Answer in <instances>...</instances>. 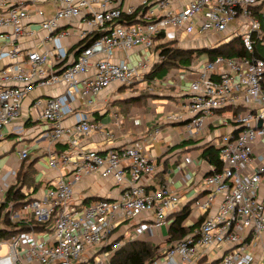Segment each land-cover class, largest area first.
I'll return each instance as SVG.
<instances>
[{"label":"built area","instance_id":"built-area-1","mask_svg":"<svg viewBox=\"0 0 264 264\" xmlns=\"http://www.w3.org/2000/svg\"><path fill=\"white\" fill-rule=\"evenodd\" d=\"M121 3L0 0V39L10 60L0 69V144L3 127L16 125L25 99L37 88L59 86L78 92L93 106L113 87L149 88L146 76L163 58V46L192 49L196 53L182 74L193 72L196 77L187 102L168 119H187L190 137L204 136L210 125L230 130L208 140L218 149L222 166L217 169L210 162L203 178L205 194L195 204L203 215L199 228L180 239L168 236L166 247L145 264H241L245 258L250 264L258 256L264 264V59L255 54L256 36H264V0H141L140 11L137 6L124 9ZM43 4L53 11L47 13L39 7ZM133 14L134 20L127 21ZM32 23L48 33L51 45L56 37L71 34L63 27L80 29L83 46L61 71L54 68L60 56L53 51L26 46L36 38ZM82 23L88 27L80 28ZM237 37L246 54H209ZM133 50L136 60L131 58ZM32 105L49 124L50 143L68 144V151L51 156L50 167L65 163L73 175L69 180L59 176L11 214L16 221L31 213L50 231L42 235L31 230L0 240V251L7 247L0 264H112L126 242L145 233L119 231L125 223L143 214H149L153 229L167 223L181 198L169 186L153 182L158 165L146 146L128 143L105 153L83 148L82 139L102 128L100 123L90 117L64 125L59 96L39 97ZM107 137L112 139L114 133ZM18 153L21 160L29 156L27 148ZM192 160L184 158L187 164ZM88 175L127 185L113 200L74 201L75 184Z\"/></svg>","mask_w":264,"mask_h":264},{"label":"crops","instance_id":"crops-1","mask_svg":"<svg viewBox=\"0 0 264 264\" xmlns=\"http://www.w3.org/2000/svg\"><path fill=\"white\" fill-rule=\"evenodd\" d=\"M140 2L141 0H122L121 6L124 9L137 6V11H140L143 9ZM83 23L81 28L88 27ZM63 28L70 29V27ZM32 29L36 32V38L27 42L26 46L34 47L37 50L53 51L54 54L60 56V58H55L54 63V68L58 72L73 59L80 48L81 39L78 27L71 28V34L65 38L56 37L53 45L48 42V33L39 24L32 23ZM134 51L131 56L133 60L138 57L137 52ZM9 62L5 43L0 39V69ZM189 66L171 67L170 70L176 69L179 70V73L169 74L165 83L159 82L158 77L148 78L149 72L146 76L149 88L140 87L130 90L125 87H113L104 90L93 106H88L85 102L86 98L81 97L78 92L72 94L59 86L34 90L24 101L21 119L15 122L16 125L4 126L2 129L4 141L0 144V204L4 201L8 189L16 184L17 173L25 174L29 163H32V182L22 187V193L27 199L40 196L46 188L54 185L56 179L61 175L67 180L72 178L73 171L65 163H61L57 169L50 167L51 156L68 151V144L65 140L50 143L46 135L50 130L49 124L40 117L41 110L34 109L32 105L36 98L59 96L63 104L64 125H72L92 117L102 126L88 138L82 139L81 146L83 148L97 149L105 153L110 148H117L124 144L142 143L151 156L156 159L158 165L153 182L159 186H169L170 190L181 198L174 213L169 214L167 223L157 229L149 226L152 223L148 218L149 214H143L138 220H130L125 223L119 231L145 232L138 238V240L145 241H149L147 238L149 236H159L165 245L149 242L158 246L160 253L168 243V236L180 239L173 237L170 228L175 215L188 205L190 212L183 226L191 229L195 224V227L189 230L187 235L194 233L203 220L201 211L195 208L197 200L205 194L203 178L209 173L210 162L218 167L216 162L203 155V151L206 147L215 148L209 144L208 140L228 132L230 126L210 125L204 136L190 137L185 127L187 119L179 121L168 119L170 113L178 112L180 106L188 100L190 82L196 77L193 72H188L186 76L182 74ZM173 77L176 81L170 84V78ZM133 98L141 99L134 102L131 101ZM117 104H121L120 107ZM224 113L223 111L219 112V114ZM108 114H111L110 120L104 124L103 118ZM20 124L22 126L16 128ZM108 132L114 133L112 139L107 137ZM23 148L29 150L26 160L19 158L18 152ZM186 156L193 158L190 164L185 163ZM14 170H16V175L12 174ZM126 185V183L116 184L111 178L102 179L95 175H88L75 184L74 201L78 200L87 204L91 200L103 197L113 200L124 191ZM30 215L33 216L28 213L24 218H28ZM33 231L45 235V232H49L50 229L46 227L44 230ZM212 254L214 255L215 252ZM247 259L245 258L241 264H246ZM258 259L259 256L255 257V261L250 264H262V260Z\"/></svg>","mask_w":264,"mask_h":264},{"label":"trees","instance_id":"trees-1","mask_svg":"<svg viewBox=\"0 0 264 264\" xmlns=\"http://www.w3.org/2000/svg\"><path fill=\"white\" fill-rule=\"evenodd\" d=\"M134 17V14L127 15L126 19L127 21H133ZM256 38L257 42L255 45V54L264 59V36L262 39H259L257 36ZM83 43L84 40H81L79 46L80 48L83 46ZM208 52L212 57L217 55L236 57L246 54L244 45L238 37L229 42L220 44ZM194 53H196V51L192 49H181L167 45L163 46L161 49V55L163 58L159 63L155 64L151 72L148 74V78L158 77L163 70L170 69L173 66L179 67L190 65ZM200 53L201 50L197 52V54ZM140 99L141 98H133L131 101L136 102ZM218 154V150L213 147H206L203 151V155L211 161L216 162L218 165L217 168L220 169L221 161ZM32 173V163H29L25 174L17 173L16 184L8 189L4 201L0 204V240L11 239L19 233L29 232L31 230H44L47 227V224L45 225L39 223L32 215L28 218L23 217L22 219L16 221L11 219V214L27 202V197L22 193V187L26 184L29 185L32 182ZM189 212L190 207L187 205L183 211L178 212L175 215V219L170 228L173 233V237H184L189 233V230H192V228L195 227V224L191 227V229L190 227L187 228L183 226ZM158 248V246H154L151 242L145 240L128 241L113 255L111 263L145 264L160 254Z\"/></svg>","mask_w":264,"mask_h":264},{"label":"rangeland","instance_id":"rangeland-1","mask_svg":"<svg viewBox=\"0 0 264 264\" xmlns=\"http://www.w3.org/2000/svg\"><path fill=\"white\" fill-rule=\"evenodd\" d=\"M39 7L42 8L43 10H45L47 13L48 12L51 13L53 11V9L51 8V5H45V4H43V5H39ZM79 27L81 28V25ZM71 28H73V27H70V29ZM202 57L205 58V55L202 54ZM135 60H136V58H135ZM178 71L176 69L175 70H170V69L163 70L159 74V76H158L157 79H158L159 82L165 83L166 82L165 79L167 77H169V74H172V75L178 74L179 73ZM170 79H171V81H169L170 84H173L176 81L174 77L173 78H170ZM120 105L121 104H117V106H119V107H120ZM110 116H111V114H108L107 116H104V118H103V123L104 124L105 123H108V121L110 120ZM147 238H148L149 241H152L154 243H157V244H160V245H165V242H161L162 240H161V238L159 236L152 235V236H149ZM6 252H7V247L4 246L3 249L0 251V254L1 255H4V254H6ZM253 261H255V259ZM246 263H248V262H246Z\"/></svg>","mask_w":264,"mask_h":264}]
</instances>
